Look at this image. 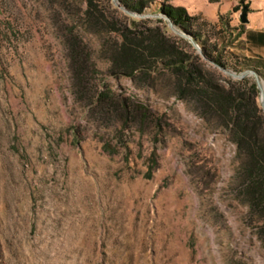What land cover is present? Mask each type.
<instances>
[{"label": "rangeland", "instance_id": "374dc122", "mask_svg": "<svg viewBox=\"0 0 264 264\" xmlns=\"http://www.w3.org/2000/svg\"><path fill=\"white\" fill-rule=\"evenodd\" d=\"M121 17L138 20L111 0H0V264H264V223L243 196L227 129L178 99L162 64L145 80L108 73L105 21ZM198 19L186 33L201 55L254 71L264 88V70L233 54L228 24ZM72 36L87 84L112 105L75 92ZM214 69L223 87L254 85Z\"/></svg>", "mask_w": 264, "mask_h": 264}, {"label": "trees", "instance_id": "16d2710c", "mask_svg": "<svg viewBox=\"0 0 264 264\" xmlns=\"http://www.w3.org/2000/svg\"><path fill=\"white\" fill-rule=\"evenodd\" d=\"M117 1L127 11L142 14L155 0ZM168 1L159 2L157 13L167 17L173 26L190 32L193 26L204 25L203 22L198 23L197 17L188 16L184 9L172 7ZM124 18L105 21L104 53L108 73L129 78L137 76L145 80L151 72L162 75V72L157 71V66L162 64L168 70L172 91L177 98L188 101L202 118L214 120L215 124L229 132L237 148V174L241 182L246 184L243 196L256 219L264 223V116L254 102L257 94L255 86L252 84L247 88L241 82L229 80H226V86L219 85L215 78L219 75L215 69L203 70L200 57L187 43L165 35L157 25L163 23L161 19H155L153 23L148 19L134 20L127 26L122 23ZM222 28L226 29L227 25ZM66 47L75 92L86 89V99L94 107L112 105L105 91L97 90L94 84H87L85 80L88 69L84 67L85 54L79 38L72 36ZM212 49L215 50L214 45ZM203 55L222 66L221 54L212 56L203 50ZM245 62L246 66L255 70H264V63Z\"/></svg>", "mask_w": 264, "mask_h": 264}, {"label": "crops", "instance_id": "0c3cea01", "mask_svg": "<svg viewBox=\"0 0 264 264\" xmlns=\"http://www.w3.org/2000/svg\"><path fill=\"white\" fill-rule=\"evenodd\" d=\"M168 4L211 25L227 23L236 34L233 54L264 63V0H169ZM242 5L247 6L245 24L237 19Z\"/></svg>", "mask_w": 264, "mask_h": 264}, {"label": "water", "instance_id": "95a60500", "mask_svg": "<svg viewBox=\"0 0 264 264\" xmlns=\"http://www.w3.org/2000/svg\"><path fill=\"white\" fill-rule=\"evenodd\" d=\"M111 4L113 6H115L119 11H121L124 15L133 18V19H144V18H157V19H161L162 21H164L166 23L167 28L174 34H176L177 36H179L181 39L186 40L197 52L198 54L201 55L199 48L197 47V45L195 44L194 40L188 36V34L186 32H184L181 29H176L175 26L172 25V23L169 21V19L167 17H165L162 14H156V15H149V14H137V13H132L130 11H127L125 8H123L121 5H119L117 0H111ZM246 11H247V6L246 5H242L238 14H237V19L239 21L240 24H245L246 21ZM181 30V31H180ZM201 57L206 60L209 64L212 65L213 68H216L218 71H220L222 74L233 78V79H241L243 77H250L253 80V83L256 87V90L258 92L259 95V103L260 106L262 108V112L264 115V88H263V84L262 82L258 79L256 73L254 71L251 70H245L241 73H232L229 70L225 69L222 66L217 65L216 63H214L213 61L207 59L204 55H201Z\"/></svg>", "mask_w": 264, "mask_h": 264}]
</instances>
